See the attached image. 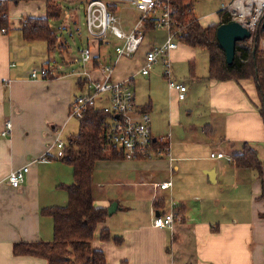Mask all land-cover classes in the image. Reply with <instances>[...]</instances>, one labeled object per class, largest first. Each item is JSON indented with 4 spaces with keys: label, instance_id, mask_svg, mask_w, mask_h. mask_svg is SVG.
Returning a JSON list of instances; mask_svg holds the SVG:
<instances>
[{
    "label": "crops",
    "instance_id": "obj_1",
    "mask_svg": "<svg viewBox=\"0 0 264 264\" xmlns=\"http://www.w3.org/2000/svg\"><path fill=\"white\" fill-rule=\"evenodd\" d=\"M55 1L61 8V17L50 22L58 36L54 51L44 42H26L21 31V21L47 17L46 0H9L11 27L6 33L0 31V264H48L42 258L15 256L13 247L21 242L54 239L53 219L42 215V210L66 206L65 187L74 182L73 167L57 159L55 131H59L63 142L79 132L80 126L78 132L66 136L71 105L83 91L81 85H86L87 74L100 78L96 70L112 67L114 82L133 78L136 98L135 77L139 72L115 78L116 64L100 57L110 38L94 40L87 29L86 46L78 51L79 62L86 48L91 49L94 60L79 71H70L73 58L61 32L68 27L65 22L77 26L81 8L87 28L86 0ZM131 6L135 9L126 3L110 7L126 34L140 19L132 21L133 28L128 27L129 21L120 19L119 15L127 13ZM20 16L22 19L16 20ZM156 30L151 24L144 30L146 39L141 47H145L140 60L136 58L138 71L148 51L157 47L148 37ZM167 35L168 32L163 45ZM194 50L179 44L169 57L193 61ZM58 51L65 58L59 63ZM64 52L67 56H62ZM121 59L128 58L118 56L117 61ZM34 72L38 74L35 79ZM191 77L184 100L176 90L164 98L162 92L150 86L151 97L145 103L136 101L140 110L151 114L154 138H163L156 156L107 160L95 165L94 205L108 213L115 205V211L98 226L93 239V247L105 253L107 264H264V169L259 175L253 170L238 169L229 161L250 145L264 165L263 105L257 83L254 79L210 81L196 68ZM174 80L183 84L175 76ZM7 122H11L12 129L4 137L1 134ZM218 153L226 157L211 158ZM25 166L30 168L25 181L20 188H12L8 176ZM210 172L214 173L212 178L208 176ZM167 182L172 183L170 188L158 187ZM158 201L163 202V208L155 207ZM169 212L177 213L180 221L176 220L172 229L156 228L155 217ZM106 229L122 237V244L103 242L101 233Z\"/></svg>",
    "mask_w": 264,
    "mask_h": 264
},
{
    "label": "trees",
    "instance_id": "obj_2",
    "mask_svg": "<svg viewBox=\"0 0 264 264\" xmlns=\"http://www.w3.org/2000/svg\"><path fill=\"white\" fill-rule=\"evenodd\" d=\"M12 1L18 3L30 0ZM46 1L47 17L26 19L21 22V31L26 42H44L48 49L54 51L58 45V36L52 30L50 22L61 17V8L55 0ZM172 3L175 7V22L182 34L179 44L208 53L210 81L240 82L254 79L263 105L260 114L264 119V59L257 50V37L264 35V30L257 33L253 46H250L247 40L237 43L235 61L229 66L225 52L217 40V30L220 25L228 22V15L220 11L219 23L203 28L192 12L193 0H172ZM8 12L9 0H0V31L10 28ZM192 71L193 75L194 70ZM78 120L79 132L68 138L64 155L57 157L72 166L74 171V182L65 187L68 203L63 207L42 210V215L53 219L54 239L52 242L17 243L13 247L15 256L42 258L48 264H107L105 253L93 247L98 226L109 217L107 209L94 205L93 173L97 162L124 158L106 142L107 114L90 108ZM231 160L238 169H249L259 175L263 174L264 165L259 160L258 152L250 145H245L242 152L234 154ZM162 203L156 202L155 207L163 208ZM101 240L114 241L117 245L123 242L122 237L113 236L107 229L102 231Z\"/></svg>",
    "mask_w": 264,
    "mask_h": 264
},
{
    "label": "built area",
    "instance_id": "obj_3",
    "mask_svg": "<svg viewBox=\"0 0 264 264\" xmlns=\"http://www.w3.org/2000/svg\"><path fill=\"white\" fill-rule=\"evenodd\" d=\"M201 1L193 0V14ZM227 1L228 4L223 5L221 11L228 15V22L234 21L241 24L251 33V40L255 38L257 33L263 30L264 0ZM125 3L133 5L140 13L139 21L129 34L122 30L119 19L110 8ZM86 12L87 29L94 40H106L110 38V35L124 40V44L116 49L119 58H133L137 54L146 39L144 30L150 24L157 29H166L168 35L165 44L161 47H152L148 51L145 64L139 74L148 76L161 63L163 77L168 80L169 88L178 91L181 100L185 99L187 88L174 81L173 63L169 57L170 53L178 48L182 36L175 22V7L172 0H86ZM80 56L83 66L90 65L94 60L90 48L82 50ZM113 70L112 67L96 70L100 72V78L87 74L86 85H83V91L72 103L70 115L80 119L90 108L102 111L108 115L105 138L110 148L122 154L124 160L152 159L160 151L163 138H154L151 114L137 107L133 78L116 83L113 81ZM47 75L44 72L43 76ZM37 77L38 74L34 72L32 78ZM11 129V122H7L6 130L1 135L4 137L9 135ZM55 132L57 138L54 146L58 150L57 157L60 158L64 155L66 143L60 139L59 131ZM225 157L223 153L211 155V158L217 159ZM229 161L232 162L231 157ZM29 170L30 168L25 166L12 172L8 176L9 185L15 189L20 188ZM171 186L170 182L158 185L162 190ZM176 220L180 221V216L175 212L160 213L154 219V226L160 229H172Z\"/></svg>",
    "mask_w": 264,
    "mask_h": 264
},
{
    "label": "rangeland",
    "instance_id": "obj_4",
    "mask_svg": "<svg viewBox=\"0 0 264 264\" xmlns=\"http://www.w3.org/2000/svg\"><path fill=\"white\" fill-rule=\"evenodd\" d=\"M228 1L227 0H202L195 8V15L199 21V23L201 24V26L203 28H208L209 26H214L216 24H218L219 22V14L220 11L222 9L223 5H227ZM81 13H79V18L81 19L80 21H78L77 26L76 24L70 23V22H65V24L71 29H69L68 27L62 29L61 32V36H63V40H64V44L67 45L68 50L70 51L69 55L71 54V57L73 58V63L74 64H69L71 65V70H75V71H79L81 70V67L83 66V64L81 63V61L79 62V54L78 51L82 48H84V46H86V40L85 38L88 36L87 33V28L84 25V14H83V9H80ZM131 13V15H129ZM134 13V14H133ZM19 15V14H17ZM140 13L136 12L135 9L131 6L128 10L127 13H121L119 15L120 19L124 20V21H129L127 23L129 28H133L132 25V21L138 17L139 18ZM11 17V16H10ZM12 18V17H11ZM16 19V18H14ZM18 19H22L21 16ZM22 22V21H21ZM126 23V24H127ZM228 23V22H226ZM224 24V23H223ZM11 27V21H10V25ZM264 30V29H263ZM260 32V31H259ZM258 32V33H259ZM167 31L166 29H158L154 32H151L148 37H151V45H155L157 47H161V45H163L164 41H163V37L165 35L166 37ZM156 38V39H155ZM159 38V39H157ZM258 38V42H257V50L258 53L260 54V56H262V58L264 59V35L257 37ZM248 41V44L250 46L255 45L254 44V38L251 40V38ZM106 45L103 48V55H101L100 57H102V61L107 62L111 65H115L116 64V69L114 72V77L116 78L117 75H123L126 76V74H131V73H138L139 71V64L137 63L139 58H141L142 54H143V49L145 46H143V48L141 47L139 50V53L137 54V56L133 59L128 58V59H121L118 60V56L116 54V48L117 46H122L124 44V40H119L115 37H110V40L105 43ZM181 46H184V44H181ZM61 53L64 51V48H61ZM196 52V58L195 60H172L173 62V71H174V76L177 78V80H179L181 83H183L185 85V87L190 91V87H191V75L193 73L192 70H196L198 71V74L200 76H204L207 75L208 76V63H209V55L205 50L202 49H195L194 50ZM107 52V53H106ZM106 53V54H104ZM62 56H67L66 52H64L62 54ZM53 57V56H52ZM63 60H65L64 57H60V53L59 51L57 52V57H56V61L57 63L62 62ZM140 60V59H139ZM52 64H55V60H52L51 62ZM61 64V63H60ZM36 67H39L38 65ZM85 68V67H84ZM61 69H63L62 67L59 68L60 72ZM162 64L159 63V65H157L155 67V71L152 73L151 76L148 77H144L141 74L136 75L135 79H136V101L138 103H145L146 100H148L149 97H151V88L150 86L157 91V93L162 92L161 96L162 97H167L169 92L171 91V89L169 88L168 85V80L165 79L163 77V72H162ZM38 72L41 70H37ZM56 72L58 73V70H56ZM181 84V85H183ZM141 99L144 100V102H141ZM182 105L185 106L184 103H182ZM205 112H207L205 110ZM183 119L186 118V113L183 115L182 117ZM68 127L66 130V136H70L72 133H76V130L78 132V127H79V120L77 119V117H72L70 118V120L68 121ZM67 139V138H65ZM262 157V154H261ZM97 236H98V232H97Z\"/></svg>",
    "mask_w": 264,
    "mask_h": 264
},
{
    "label": "water",
    "instance_id": "obj_5",
    "mask_svg": "<svg viewBox=\"0 0 264 264\" xmlns=\"http://www.w3.org/2000/svg\"><path fill=\"white\" fill-rule=\"evenodd\" d=\"M250 38L251 33L249 30L237 22L232 21L219 26L217 30V40L220 44V47L225 52L227 64L229 66H232L235 61L237 43L249 40ZM213 174V172H210L208 176L212 178ZM113 211H115V205L110 208L109 214L111 215Z\"/></svg>",
    "mask_w": 264,
    "mask_h": 264
}]
</instances>
